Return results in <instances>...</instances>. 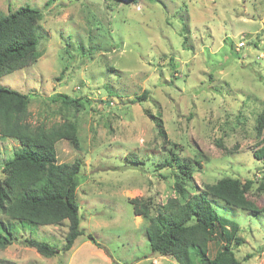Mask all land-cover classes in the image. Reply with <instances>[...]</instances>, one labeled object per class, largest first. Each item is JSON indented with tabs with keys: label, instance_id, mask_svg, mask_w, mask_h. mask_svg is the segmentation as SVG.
Masks as SVG:
<instances>
[{
	"label": "rangeland",
	"instance_id": "1",
	"mask_svg": "<svg viewBox=\"0 0 264 264\" xmlns=\"http://www.w3.org/2000/svg\"><path fill=\"white\" fill-rule=\"evenodd\" d=\"M48 1L0 0L4 14L30 6L44 15L39 59L0 77V86L30 97L32 125H76L77 144L61 140L56 151L59 164L81 165L76 197L85 235L66 252L68 222L12 221L15 240L0 248V264H178L153 253L149 222L130 204L178 197L173 171L162 167L168 157L188 165L190 195L234 178L252 183L248 198L264 209V158L253 155L264 144V132H256L264 110V0ZM19 148L14 139L0 141V168ZM211 201L228 219L211 258L239 224L245 243L236 257L264 264V213ZM29 238L56 254L39 255L24 244Z\"/></svg>",
	"mask_w": 264,
	"mask_h": 264
},
{
	"label": "trees",
	"instance_id": "2",
	"mask_svg": "<svg viewBox=\"0 0 264 264\" xmlns=\"http://www.w3.org/2000/svg\"><path fill=\"white\" fill-rule=\"evenodd\" d=\"M55 2L49 0L48 4ZM40 9L23 6L16 11L0 12V77L25 69L37 62L39 54ZM67 105L79 106L78 101L58 96ZM30 97L0 86V141L15 140L20 148L14 157L2 162L0 168V248L13 243L17 231L13 222L23 226L47 227L68 222L64 251H72L76 240L85 235L80 227L82 219L77 201L80 163L59 164L56 144L68 140L77 144V127L65 121L51 128L43 124L32 125L29 110ZM159 135L166 139L162 122L157 121ZM259 137L264 132V110L256 119ZM258 160L264 158V144L253 153ZM162 167H170L175 178L174 189L178 197L164 205L153 199H133L130 204L135 216L149 222L146 234L155 255L171 257L178 264H242L236 257L237 247L245 243L239 235V224L232 225V234L216 255L211 258L210 244L216 238L220 224L228 223L213 207V201L241 209L245 213H264L248 198L251 182L242 184L234 178H223L206 186L203 193L190 195L186 185L188 165H177L167 158ZM30 226V227H31ZM228 228V232H229ZM230 233V232H229ZM90 240H94L91 234ZM95 241V240H94ZM39 255L53 257L57 249L35 238L24 240Z\"/></svg>",
	"mask_w": 264,
	"mask_h": 264
},
{
	"label": "built area",
	"instance_id": "3",
	"mask_svg": "<svg viewBox=\"0 0 264 264\" xmlns=\"http://www.w3.org/2000/svg\"><path fill=\"white\" fill-rule=\"evenodd\" d=\"M244 45V40H241L240 42H239V44H238V47L240 48V47H242Z\"/></svg>",
	"mask_w": 264,
	"mask_h": 264
}]
</instances>
